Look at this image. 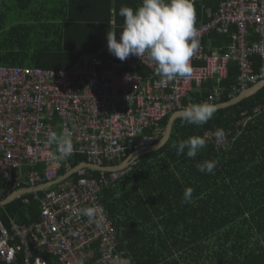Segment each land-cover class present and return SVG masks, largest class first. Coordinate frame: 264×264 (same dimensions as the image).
Listing matches in <instances>:
<instances>
[{
  "label": "built area",
  "instance_id": "obj_1",
  "mask_svg": "<svg viewBox=\"0 0 264 264\" xmlns=\"http://www.w3.org/2000/svg\"><path fill=\"white\" fill-rule=\"evenodd\" d=\"M202 9L206 21L195 24L198 48L190 61V78L162 80L146 54L121 61L108 45L82 54L66 70L0 66V201L20 189L42 193L38 221L28 226L11 222L9 229L0 219V264H79L82 258L84 264H131L117 250L115 227L100 193L135 162L123 170L106 169L153 146L154 136L146 131L155 132L169 115L192 106L184 101L204 83L227 79L231 63L239 70L232 92L264 80V0H219L215 10ZM210 34L230 37L224 52H209L203 41ZM254 56L263 61L260 73L253 68ZM223 93L215 85L202 103L214 104ZM261 111L243 114L236 135L228 131L219 144L213 135L218 128L205 131L207 143L228 149ZM63 130L73 142V152L65 158L55 144L47 143L50 132ZM77 156L86 159L79 165L103 169L100 175L83 169L78 179L56 183L63 177L59 171L70 168ZM85 207L99 210L94 222L81 214Z\"/></svg>",
  "mask_w": 264,
  "mask_h": 264
},
{
  "label": "trees",
  "instance_id": "obj_2",
  "mask_svg": "<svg viewBox=\"0 0 264 264\" xmlns=\"http://www.w3.org/2000/svg\"><path fill=\"white\" fill-rule=\"evenodd\" d=\"M140 2L0 0V66L66 70L82 54L106 46L108 31L117 33L119 40L124 22L119 9H135ZM218 3L196 0L195 24L206 21L203 6L215 10ZM210 37V41L204 40L212 49L206 47L210 53L215 49L224 52L223 47L231 42L227 35ZM252 60L255 72L260 73L263 61L258 56ZM138 73L146 75L147 71ZM238 76V66L231 63L227 79L204 83L184 101L185 106L201 104L215 85L224 93L214 105L230 101L240 94L231 90ZM260 107L261 113L248 122L228 149L217 150L206 143L195 158L187 157V150L177 155L174 144L192 136L203 137L209 129L222 128L235 136L243 114L254 116ZM171 115L155 132L146 131L154 136L155 144L165 135ZM84 161L80 156L73 158L70 168L60 170L59 176ZM205 161L217 162L213 172L197 169L196 165ZM87 173L100 175L98 170ZM78 178L75 174L69 179ZM189 187L192 197L185 203L184 191ZM41 195L24 194L2 208L0 218L5 226L10 229L11 222L28 226L38 221ZM100 196L115 227L117 250L131 264H264V88L235 106L216 111L201 126L177 119L168 143L140 156L131 170L103 188Z\"/></svg>",
  "mask_w": 264,
  "mask_h": 264
},
{
  "label": "clouds",
  "instance_id": "obj_3",
  "mask_svg": "<svg viewBox=\"0 0 264 264\" xmlns=\"http://www.w3.org/2000/svg\"><path fill=\"white\" fill-rule=\"evenodd\" d=\"M119 16L124 20L119 40L117 33L113 31H108L106 37L110 54L121 61L130 55L140 58L146 54L156 65L155 75L162 80L191 77L190 61L198 48L193 0H142L135 9L122 6L119 9ZM216 111L214 104L205 102L187 107L181 113V117L185 123L201 126L207 123ZM208 135L205 133L203 137H189L174 144L173 147L177 148V155H182L187 150V157L195 158L206 146ZM213 135L219 144L224 140L226 133L221 128ZM47 143L57 146L61 158L68 157L73 152L71 134L67 130L60 133L50 132ZM216 164V161H205L198 163L196 167L202 173H211ZM192 192L193 189L190 187L185 189L183 202L191 201ZM98 211L96 207H85L80 210L81 214L88 218L89 223L96 220ZM79 264H84L83 258Z\"/></svg>",
  "mask_w": 264,
  "mask_h": 264
},
{
  "label": "water",
  "instance_id": "obj_4",
  "mask_svg": "<svg viewBox=\"0 0 264 264\" xmlns=\"http://www.w3.org/2000/svg\"><path fill=\"white\" fill-rule=\"evenodd\" d=\"M262 88H264V80H262V81H260V82H258L256 84H254L250 88L242 91L238 96L234 97L230 101L215 105L216 108H217V111L218 110H222V109H226V108H230L232 106H235V105L239 104L241 101H243V100H245L247 98H250V97L254 96ZM182 112L183 111H178V112H175L174 114H172L171 118L169 119V122H168V125H167V128H166L165 135L163 136V138L159 142H157L155 145L149 147L145 151H137V152L133 153L132 155L129 156L128 159H126L118 167H110V168H107L106 170L107 171L123 170L124 168H126L127 166H129L130 164H132L133 162H135L143 154L156 152V151L160 150L161 148H163L168 143V141H169V139L171 137V134H172V131H173V126H174L175 121L177 119H179V118H182L181 117V113ZM83 169L98 170V171L103 170L100 167H96V166L91 165L89 163H85V164L79 165V166L73 168L72 170H70L69 172H67L56 183H61V182L66 181L71 176H74L80 170H83ZM39 190L40 189H35V190L34 189H29V190H21V191L15 192V193L11 194L10 196H8L5 200H3L0 203V209L2 207H4V206L8 205L9 203L13 202L15 199L19 198L20 196H22L24 194L33 193V192H36V191H39Z\"/></svg>",
  "mask_w": 264,
  "mask_h": 264
},
{
  "label": "crops",
  "instance_id": "obj_5",
  "mask_svg": "<svg viewBox=\"0 0 264 264\" xmlns=\"http://www.w3.org/2000/svg\"><path fill=\"white\" fill-rule=\"evenodd\" d=\"M142 1V0H141ZM140 3H142V2H140ZM211 35H213V34H210L209 36H207L206 38H204V39H208L209 40V37L211 36ZM211 38V37H210ZM210 41V40H209ZM203 43H204V41H203ZM207 47V46H206ZM207 48H209L210 50H212L211 49V47L210 46H208ZM223 48H226V46H224ZM221 50V49H220ZM214 52H219V53H221L220 51H219V49H215V51ZM202 88V87H201ZM201 88L200 89H195L193 92H195V91H200L201 90ZM192 92V93H193ZM191 93V94H192ZM191 94H190V96L188 97V98H190L191 97ZM203 101V100H202ZM202 101H201V103H202ZM193 105V104H192ZM215 105H217V104H215ZM174 114V113H173ZM5 207V206H4ZM4 207H2V208H4ZM1 208V209H2ZM0 209V210H1ZM0 216H1V211H0ZM1 219V218H0ZM2 221V220H1ZM3 223V222H2ZM4 224V223H3ZM5 225V224H4Z\"/></svg>",
  "mask_w": 264,
  "mask_h": 264
},
{
  "label": "rangeland",
  "instance_id": "obj_6",
  "mask_svg": "<svg viewBox=\"0 0 264 264\" xmlns=\"http://www.w3.org/2000/svg\"><path fill=\"white\" fill-rule=\"evenodd\" d=\"M60 133V132H59ZM37 167H42V165H38ZM129 259V258H128ZM131 261V260H130Z\"/></svg>",
  "mask_w": 264,
  "mask_h": 264
}]
</instances>
